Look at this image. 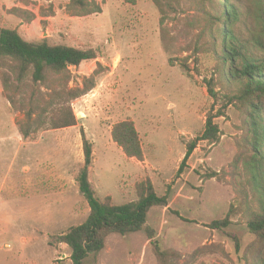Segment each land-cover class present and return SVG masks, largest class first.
Masks as SVG:
<instances>
[{"label": "rangeland", "instance_id": "1", "mask_svg": "<svg viewBox=\"0 0 264 264\" xmlns=\"http://www.w3.org/2000/svg\"><path fill=\"white\" fill-rule=\"evenodd\" d=\"M233 2L243 14L232 29L247 35L251 28L260 38L259 2ZM219 6L218 0H0V28L99 56L51 72L39 85L31 74L20 82L15 62L1 60L0 264H72L59 236L90 213L77 182L85 163L83 131L93 144L89 179L101 200L135 201L148 179L168 197L167 206L151 209L143 230L110 235L88 264H162L157 246L168 253L166 264L264 263V244L247 225L264 207V161L253 159L248 108L225 107L238 88L215 56ZM212 79L218 98L206 85ZM73 91L81 95L73 98ZM256 102L264 110V98ZM59 107L72 109L76 125L51 129L45 114ZM220 111L214 119L219 139L200 141L179 173L187 145ZM123 121L138 131L140 158L126 156L113 139ZM226 217L230 226L211 228Z\"/></svg>", "mask_w": 264, "mask_h": 264}, {"label": "trees", "instance_id": "2", "mask_svg": "<svg viewBox=\"0 0 264 264\" xmlns=\"http://www.w3.org/2000/svg\"><path fill=\"white\" fill-rule=\"evenodd\" d=\"M81 1V0H78ZM216 17L213 19L221 23L222 27L215 43H219L215 56L227 69L225 75L228 82L238 89L233 95L227 96L228 102L225 107L235 102L248 108L247 117L249 121L247 130L255 139L251 143L253 159L259 157L260 165L264 161V110L256 100L264 98V0L259 2L258 8L261 12L262 36L257 37L251 28L248 34L237 32L232 29V24L241 18L242 7L233 0H218ZM239 1V0H238ZM249 52V56L246 55ZM98 53L92 49L84 50L67 45H51L46 39L38 43L26 41L17 30L0 28V64L5 58L15 62L14 68L18 80L22 82L31 74L34 85L43 84L49 73H62L70 67H79L82 63L96 60ZM242 66H238V61ZM5 83L10 85V78H4ZM214 80L206 81L209 93L213 98H218L214 88ZM73 93V98L79 97L80 93ZM35 110L29 111L28 118L32 119ZM210 115L206 121L204 132L194 141L187 145V151L181 164L179 173L186 166L188 159L200 141L214 142L220 137V128L214 119L221 116ZM47 116L51 129H60L74 126L77 123L72 109L61 107ZM40 116V115H39ZM26 134V133H25ZM83 137V150L85 163L77 177L79 190L86 199L90 213L86 221L80 225L71 226L60 236V242L66 244L70 250L72 264H88L87 260L97 256L106 246L107 238L112 234L127 235L137 233L146 227L148 215L153 207L167 206L168 197L159 195L151 180H145L138 185V199L122 205L114 204L110 197L101 200L89 179V168L94 160L93 144ZM113 139L122 148L126 156L140 158L143 154L142 145L138 131L133 122L123 121L115 125ZM252 166V163H250ZM261 168L264 171V166ZM260 168L258 167V173ZM260 174V173H259ZM264 198V189L261 192ZM232 224L229 217L215 220L211 228L223 230ZM249 232L255 236L258 242L264 244V207L261 211L252 214L248 222ZM236 249L240 251V243L236 236ZM158 256L162 264H166L167 252L160 251L157 246ZM264 264V263H262Z\"/></svg>", "mask_w": 264, "mask_h": 264}, {"label": "crops", "instance_id": "3", "mask_svg": "<svg viewBox=\"0 0 264 264\" xmlns=\"http://www.w3.org/2000/svg\"><path fill=\"white\" fill-rule=\"evenodd\" d=\"M37 184H41V185H42L43 183H42V181L40 180L39 182L37 181ZM39 192H40V194L43 195V197H44L43 189H42L41 187H39ZM33 263H34V262H32V264H33ZM25 264H28V263H25ZM35 264H37V263H35Z\"/></svg>", "mask_w": 264, "mask_h": 264}]
</instances>
